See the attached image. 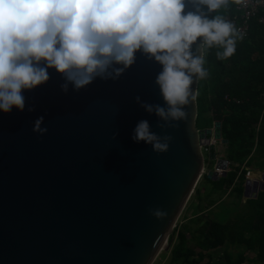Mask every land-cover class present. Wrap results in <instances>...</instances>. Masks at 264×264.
Returning <instances> with one entry per match:
<instances>
[{
  "label": "water",
  "instance_id": "95a60500",
  "mask_svg": "<svg viewBox=\"0 0 264 264\" xmlns=\"http://www.w3.org/2000/svg\"><path fill=\"white\" fill-rule=\"evenodd\" d=\"M161 70L137 54L117 81L97 79L79 92L70 86L67 95L52 71L46 85L25 93L35 111L0 112V264H153L170 250L200 178L218 181L230 161L217 153L218 143L228 144L221 120L196 127V99L185 121L164 130L135 103L140 96L163 105L155 85ZM41 116L44 136L32 130ZM140 120L173 137L167 152L133 141ZM203 151L214 162L206 171ZM260 177L245 180L246 199L264 191ZM155 209L166 215L153 216Z\"/></svg>",
  "mask_w": 264,
  "mask_h": 264
},
{
  "label": "clouds",
  "instance_id": "9594fccd",
  "mask_svg": "<svg viewBox=\"0 0 264 264\" xmlns=\"http://www.w3.org/2000/svg\"><path fill=\"white\" fill-rule=\"evenodd\" d=\"M228 4L229 0H0V112L35 111L34 106L26 108L25 93L46 85L52 71L63 79L60 90L67 95L70 86L79 92L97 79L117 81L141 54L162 69L155 85L163 105L144 102L140 96L135 103L158 118V128H176L196 99L192 85L208 75L205 48H222L218 59L236 52L234 24L211 15ZM43 124L44 117L37 118L33 132L46 135ZM132 139L164 153L173 137L158 135L147 120H140ZM151 214L163 217L166 212L155 209Z\"/></svg>",
  "mask_w": 264,
  "mask_h": 264
},
{
  "label": "trees",
  "instance_id": "16d2710c",
  "mask_svg": "<svg viewBox=\"0 0 264 264\" xmlns=\"http://www.w3.org/2000/svg\"><path fill=\"white\" fill-rule=\"evenodd\" d=\"M237 14L235 3L229 0L226 7L211 15H221L226 20L227 18L231 20ZM262 17H264V8L260 9L251 20L247 36L243 38L237 35L236 52L232 57L218 59L216 53L222 52V48L217 46L205 48L204 67L208 75L198 79L197 85L196 127L211 128L214 117L222 115L223 111L227 112L220 119L221 137L228 142V159L238 163L239 166L234 167L237 170L243 165L252 167L253 156L264 150V23L260 22ZM221 149L217 147L219 155ZM235 174L236 171L228 173L225 178H220L217 182L208 180L206 176L203 177L210 183H221L223 187L225 183L222 180H227L232 185ZM243 183L244 179L241 177L238 180L240 197ZM218 190L220 189L216 187V191ZM261 196L256 200L247 201V203L253 202L259 207L257 210H261L259 224L255 227L256 233L253 234L251 226H248L250 234L244 238L243 232L247 229L244 227V222L222 224L207 218L204 220L201 215L200 218L197 217L200 225L196 228L192 230L181 228L178 231L175 229L170 235L168 240L171 248L170 263L194 264L207 258V264H221L218 260H214L210 252L226 243L232 246L245 245L248 249L256 250V258L264 263V193ZM211 197V195L207 196L205 206L197 208L198 213L204 212L214 204ZM237 262L231 263L229 260V264H241L240 261Z\"/></svg>",
  "mask_w": 264,
  "mask_h": 264
},
{
  "label": "rangeland",
  "instance_id": "374dc122",
  "mask_svg": "<svg viewBox=\"0 0 264 264\" xmlns=\"http://www.w3.org/2000/svg\"><path fill=\"white\" fill-rule=\"evenodd\" d=\"M219 118L221 119V117L215 116V121L220 120ZM218 146L222 148L221 154L223 155L221 156L229 157L228 152H227L228 147L224 144H219V143L216 145V147ZM203 155L205 159V171H206L207 169H210L213 167L214 162L208 159L207 151H203ZM230 163H232L233 166H237V167L239 166L238 163H234L232 160H230ZM251 166L254 168H259V169L264 170V150L255 154V156H253V159L251 160ZM245 171H248V170H245ZM252 176H255V174H253ZM222 181L225 183L223 187L221 186V183L219 184L216 183L217 184L216 186V184L210 183L208 182V180H205L203 176L200 178L194 190V193L191 195L183 212L181 213V216L178 219V222L176 225L179 228L177 229V231L181 228H185V227L180 226L182 222H183L182 225L188 224L191 226L189 222H184V219H186V217H188V215L191 212L195 213V210H196L195 208L201 205L203 206L204 202H206L207 196L209 195L212 196L211 199H213V202H215L216 204L213 207L208 209V213L206 212L205 214L202 215L204 220H206L207 218V219L218 221L222 224H225L228 221H231L233 219L235 220L240 219L243 222V219L245 218V220L249 219V222H251V219H253V217L251 218V213L254 211L252 209L254 203L253 202L245 203L243 201L244 197L238 196V193L236 191L223 196V194H225L227 190L226 187L230 185V182L227 180H222ZM213 182H217V181H213ZM216 187H218L220 190L216 191ZM262 197L263 196H261L260 199H262ZM256 208H259V207H256ZM200 217L201 216H199L198 218ZM224 251L227 252L229 255H231L233 261H237L238 256L244 253L243 248H239L238 246H231L228 244V245L222 246L221 248L215 251L210 252V254L214 258V260H217L218 256H220L222 260ZM153 264H171L170 258L169 259L167 258V252L161 251L158 257H156V260L153 262ZM247 264H253V263L251 261H248Z\"/></svg>",
  "mask_w": 264,
  "mask_h": 264
},
{
  "label": "crops",
  "instance_id": "0c3cea01",
  "mask_svg": "<svg viewBox=\"0 0 264 264\" xmlns=\"http://www.w3.org/2000/svg\"><path fill=\"white\" fill-rule=\"evenodd\" d=\"M260 9H262V8H260ZM259 9V10H260ZM240 36V35H239ZM241 37V36H240ZM244 38V37H243ZM223 113H224V115H226V111H223L222 112V115H219L218 117H223ZM220 119V118H219ZM214 121H215V117H214ZM221 155H223V154H220L219 155V157L220 158H227L228 159V156H221ZM234 167H236V166H233L232 165V163H230L229 165H228V167H227V172H226V176H227V174L228 173H232L233 171H236V174H235V176H234V180H233V182H232V185H230L228 188H227V190H226V192H225V194H223V196H225L226 194H230V193H233L234 191H236L237 193H238V180L239 179H241V177H243V179H244V182H245V180L246 179H255V180H261V177H260V174H261V172L262 173H264V171H260L259 169H255V168H252V167H246V166H241L238 170L237 169H235ZM234 168V169H233ZM251 168V169H250ZM245 169H247V170H249L250 171V174H255V176H249L248 178H245V175L242 173L243 171H245ZM225 176V177H226ZM225 177H223V178H225ZM222 178V177H221ZM243 192H244V183L242 184V195H241V197L243 196ZM263 193H264V191H259L258 193H257V195L255 196V197H253L252 199H249V200H256L259 196H261V194L263 195ZM213 196H214V194H213ZM217 196V195H216ZM238 196H240L239 195V193H238ZM244 197V196H243ZM207 200H208V198L206 199V202H204V205L203 206H205L206 204H207ZM243 201L245 202V203H247V201H248V199H246L245 197L243 198ZM263 202H264V200H263ZM216 203L214 202V204L211 206V207H213L214 205H215ZM202 206V205H201ZM210 207V208H211ZM257 205H253V207H252V209L254 210L252 213H251V218L253 217V219H251V222H249V219H246L245 220V218L243 219V222H244V227H247V228H249L248 226H251V232L254 234V233H256V229H255V227H256V225L257 224H259V215H261L260 214V211L259 210H257ZM198 208V207H197ZM197 208H195L196 210H195V213L194 212H191L189 215H188V217H186V219H184V222H189V224H191V226L190 225H182L183 224V222L181 223V227H185V228H189L190 230H192V229H194V228H196L197 226H199L200 225V222H198V220H197V217H199V216H201V215H203V214H205L206 212L208 213V209L207 210H204V212H201V213H198L197 212ZM237 221H239L240 222V224H242L243 222L240 220V219H238V220H235V219H233V220H231V221H228L227 222V224H232L233 222H236L237 223ZM180 224V223H179ZM226 224V223H225ZM258 231V230H257ZM249 234H250V230L249 229H244V232H243V236H244V238L245 237H248L249 236ZM225 245H228V243H226ZM230 245V244H229ZM232 246V245H231ZM236 246H238L239 248H243L244 249V253H242L241 255H239L238 256V258H237V261L239 262H241V264H247L248 263V261H251L253 264H264V263H261L257 258H256V255H257V253H256V250H254V249H248V248H246V246L245 245H236ZM219 248H221V247H219ZM219 248H217V249H219ZM171 249V248H170ZM217 249H215V250H217ZM215 250H213V251H215ZM169 252H170V250L167 252V258L169 259ZM158 257V256H157ZM156 260V259H155ZM167 260V259H166ZM217 260L221 263V264H229V260H231V263H236L237 261H233L232 260V257H231V255H229L227 252H223V258H222V260H221V258H220V256H218V258H217ZM216 260V261H217ZM207 261H208V259L207 258H204L202 261H200L199 263H194V264H207ZM237 262V263H238ZM173 264H181V263H173Z\"/></svg>",
  "mask_w": 264,
  "mask_h": 264
},
{
  "label": "built area",
  "instance_id": "2783aa9c",
  "mask_svg": "<svg viewBox=\"0 0 264 264\" xmlns=\"http://www.w3.org/2000/svg\"><path fill=\"white\" fill-rule=\"evenodd\" d=\"M260 8H264V0H244L241 4L235 3V10L238 14L233 19L230 20L227 18V20L234 24L238 35L246 37L250 22L256 16ZM260 22L264 23V17L260 19ZM218 173L221 174V170H219ZM242 173L245 175V178L250 176L249 170L243 171ZM178 228L179 227L176 225L175 229Z\"/></svg>",
  "mask_w": 264,
  "mask_h": 264
},
{
  "label": "flooded vegetation",
  "instance_id": "af4514ba",
  "mask_svg": "<svg viewBox=\"0 0 264 264\" xmlns=\"http://www.w3.org/2000/svg\"><path fill=\"white\" fill-rule=\"evenodd\" d=\"M205 160V159H204ZM205 162V161H204Z\"/></svg>",
  "mask_w": 264,
  "mask_h": 264
}]
</instances>
